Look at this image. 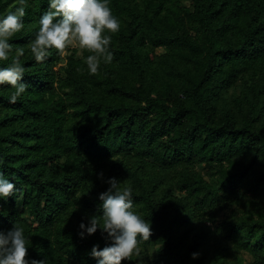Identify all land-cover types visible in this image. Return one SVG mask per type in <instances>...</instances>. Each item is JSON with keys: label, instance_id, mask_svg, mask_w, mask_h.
<instances>
[{"label": "trees", "instance_id": "16d2710c", "mask_svg": "<svg viewBox=\"0 0 264 264\" xmlns=\"http://www.w3.org/2000/svg\"><path fill=\"white\" fill-rule=\"evenodd\" d=\"M13 3L0 0V13ZM110 6L121 28L94 76L82 71L87 52L31 56L47 0H30L26 31L10 40L25 48L29 89L13 104L0 86V172L16 185L0 230L25 228L26 259L96 264L100 231H78L98 213L102 172L130 183L151 221L126 264H264V0ZM223 204L237 214L217 224Z\"/></svg>", "mask_w": 264, "mask_h": 264}, {"label": "clouds", "instance_id": "9594fccd", "mask_svg": "<svg viewBox=\"0 0 264 264\" xmlns=\"http://www.w3.org/2000/svg\"><path fill=\"white\" fill-rule=\"evenodd\" d=\"M48 8L39 17L35 37L27 45L31 56L37 63L45 62L55 50L58 56H66L70 50L89 53L83 60L89 75L98 74L102 64L113 61L110 50L112 36L120 31V20L114 15L111 0H47ZM30 0H14L13 10L0 13V86L11 89L9 103H16L28 91L24 82L25 68L21 58L25 48L14 46L10 40L18 33L26 31L24 18ZM99 179L108 185L100 193L98 213L87 217V222L79 224L78 236L81 240L91 237L99 230L105 246L94 245L89 255L96 264H126L133 257H139L141 245L150 241L153 235L149 219L136 211L134 188L126 181L115 177ZM16 185L0 172V201L7 202L13 197ZM31 240L25 234V228L13 223L8 230H0V264H47L46 259H26ZM199 253H192V259Z\"/></svg>", "mask_w": 264, "mask_h": 264}, {"label": "rangeland", "instance_id": "374dc122", "mask_svg": "<svg viewBox=\"0 0 264 264\" xmlns=\"http://www.w3.org/2000/svg\"><path fill=\"white\" fill-rule=\"evenodd\" d=\"M234 92L236 94H239L240 88H237ZM201 171L205 174L206 179H208L209 176L207 174V170L201 168ZM218 211L220 214L217 219V224H221L224 220L233 218L237 214V210L234 207L230 208L227 204L220 205L218 207ZM208 225L211 226V223H209Z\"/></svg>", "mask_w": 264, "mask_h": 264}]
</instances>
